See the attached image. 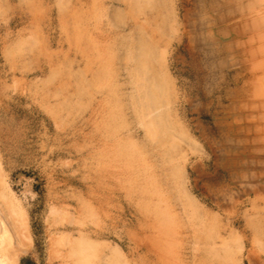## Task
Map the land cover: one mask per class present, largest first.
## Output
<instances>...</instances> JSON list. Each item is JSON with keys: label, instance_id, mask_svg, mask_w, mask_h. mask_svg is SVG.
Listing matches in <instances>:
<instances>
[{"label": "rangeland", "instance_id": "1", "mask_svg": "<svg viewBox=\"0 0 264 264\" xmlns=\"http://www.w3.org/2000/svg\"><path fill=\"white\" fill-rule=\"evenodd\" d=\"M0 180L8 264H264V0H0Z\"/></svg>", "mask_w": 264, "mask_h": 264}, {"label": "bare ground", "instance_id": "2", "mask_svg": "<svg viewBox=\"0 0 264 264\" xmlns=\"http://www.w3.org/2000/svg\"><path fill=\"white\" fill-rule=\"evenodd\" d=\"M139 45L141 46L140 60L137 67L134 68L131 74L132 76H134V78H138L139 76L143 83L147 86H144V92L137 96V99L140 100V107L144 111H147L146 109H150L151 107H154V105L157 106L158 104L162 103L164 94L162 90H164V88L167 89L168 82L165 80V82L162 84V81H160V79L163 80V78L156 75L157 70L154 68L156 55L154 56L153 54V47L149 45L147 46V44ZM143 110L139 109L138 114H142ZM148 128L155 130L153 135L154 139L156 140L155 142L158 145H160L162 148L168 146L166 147L167 149L162 150L161 155L164 158L165 162L172 163L174 145H172V141H164L167 136L173 139L174 135L171 134L173 132V128L169 125L165 113L162 112L156 115V117L152 119ZM172 166L173 169H171L167 174V176H169L168 178H173L180 173V168L178 167V165L173 164ZM3 225L9 232V237L11 238L10 243L6 242V239L3 238ZM26 241H29L26 219L22 213L16 211L13 208L11 202L8 200V198H6L2 186V181L0 180V264H8L6 261V259L8 258L7 254L9 253L11 248H13L12 245L16 248V250L21 251L27 247ZM72 254L76 255L75 252ZM84 261L80 262V264H83ZM76 264H78V262H76Z\"/></svg>", "mask_w": 264, "mask_h": 264}]
</instances>
